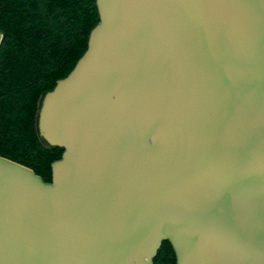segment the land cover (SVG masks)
Wrapping results in <instances>:
<instances>
[{
    "label": "water",
    "instance_id": "water-1",
    "mask_svg": "<svg viewBox=\"0 0 264 264\" xmlns=\"http://www.w3.org/2000/svg\"><path fill=\"white\" fill-rule=\"evenodd\" d=\"M94 1L50 182L0 156V264H264V0Z\"/></svg>",
    "mask_w": 264,
    "mask_h": 264
},
{
    "label": "trees",
    "instance_id": "trees-1",
    "mask_svg": "<svg viewBox=\"0 0 264 264\" xmlns=\"http://www.w3.org/2000/svg\"><path fill=\"white\" fill-rule=\"evenodd\" d=\"M97 23L94 0H0V156L32 169L45 182L62 150L39 142L37 103L72 70ZM154 264H175L168 243Z\"/></svg>",
    "mask_w": 264,
    "mask_h": 264
},
{
    "label": "flooded vegetation",
    "instance_id": "flooded-vegetation-1",
    "mask_svg": "<svg viewBox=\"0 0 264 264\" xmlns=\"http://www.w3.org/2000/svg\"><path fill=\"white\" fill-rule=\"evenodd\" d=\"M174 254V253H173Z\"/></svg>",
    "mask_w": 264,
    "mask_h": 264
}]
</instances>
